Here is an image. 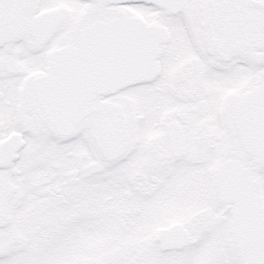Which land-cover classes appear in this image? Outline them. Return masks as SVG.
Masks as SVG:
<instances>
[{
	"label": "snow or ice",
	"instance_id": "6c2138e0",
	"mask_svg": "<svg viewBox=\"0 0 264 264\" xmlns=\"http://www.w3.org/2000/svg\"><path fill=\"white\" fill-rule=\"evenodd\" d=\"M0 264H264V0H0Z\"/></svg>",
	"mask_w": 264,
	"mask_h": 264
}]
</instances>
